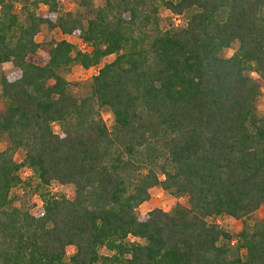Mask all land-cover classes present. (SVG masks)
Listing matches in <instances>:
<instances>
[{"label":"trees","instance_id":"1","mask_svg":"<svg viewBox=\"0 0 264 264\" xmlns=\"http://www.w3.org/2000/svg\"><path fill=\"white\" fill-rule=\"evenodd\" d=\"M101 1L0 0V264H264V0ZM44 24L92 49L37 41ZM154 189L177 201L141 213Z\"/></svg>","mask_w":264,"mask_h":264},{"label":"rangeland","instance_id":"2","mask_svg":"<svg viewBox=\"0 0 264 264\" xmlns=\"http://www.w3.org/2000/svg\"><path fill=\"white\" fill-rule=\"evenodd\" d=\"M62 6L65 10L76 12L79 10L78 6L74 2V0H60ZM103 4V1L101 0H95V6H99ZM21 5V3L19 4ZM47 9L46 5L40 4L37 8L38 13H43ZM161 14L163 17H167L170 14L165 8L161 9ZM172 21L175 25H181L185 22V16H173ZM51 39L55 40H61V39H67L70 42L74 43L78 49L89 51L91 50V46L87 45L80 39L79 37L75 35H66L63 34L59 29L50 30L46 24L42 25L41 31L36 36V40L39 42H47ZM239 44L238 42H234L230 47L223 50L222 55L223 56H230L233 54ZM114 55H110L102 60V62L93 67L91 71L85 70L81 65L76 64L72 67L71 71L67 73V78L72 81H82L86 80L91 76L92 73H97L100 69V67L110 62L114 59ZM33 60L36 63L43 64L45 59V52L43 50H39L33 57ZM2 70L6 72H12L15 69L8 67V66H2ZM103 117L106 120L109 127H111L113 122V115L111 111L108 108L102 109ZM259 116H264V89H263V95L258 105V111ZM54 129L56 131H60V128L58 125H55ZM6 146V142L2 139H0V150L4 149ZM25 155V152L23 149H20L16 155L15 158L17 161L23 160ZM24 175L26 177H31L30 181L32 182V185H21L14 189V192L19 199V203L24 205L25 207H31L33 211L39 212L43 208V200L41 198L40 191H35V184L37 183V179L34 176L33 172L29 169H24ZM74 187L71 184H62L57 181L52 182V184L47 187V190H49L52 194H60L64 193L67 196H71L72 191ZM177 201L176 197L171 195L168 192H165L162 189H154L152 192V197L149 201L143 203L140 208L141 213H145L148 210L155 208V207H161L165 210H170L173 204ZM264 212V205L253 215V220L259 217ZM219 222L231 230L232 232L236 233L238 232L241 227L242 223L241 221L234 219L229 216L221 217L219 218ZM132 239H136L135 237H131ZM102 253H111L109 250L102 248L100 250Z\"/></svg>","mask_w":264,"mask_h":264}]
</instances>
